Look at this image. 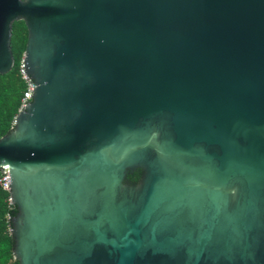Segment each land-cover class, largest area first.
Returning a JSON list of instances; mask_svg holds the SVG:
<instances>
[{
    "label": "water",
    "instance_id": "water-1",
    "mask_svg": "<svg viewBox=\"0 0 264 264\" xmlns=\"http://www.w3.org/2000/svg\"><path fill=\"white\" fill-rule=\"evenodd\" d=\"M19 20L18 264H264V0H0V74Z\"/></svg>",
    "mask_w": 264,
    "mask_h": 264
},
{
    "label": "trees",
    "instance_id": "trees-1",
    "mask_svg": "<svg viewBox=\"0 0 264 264\" xmlns=\"http://www.w3.org/2000/svg\"><path fill=\"white\" fill-rule=\"evenodd\" d=\"M27 29L22 20L12 23L10 48L13 55V66L10 71L0 74V137L13 126V119L18 112L20 99L25 90L24 80L19 73V63L25 49ZM141 169L128 171L125 182L137 183L141 176ZM8 192L0 186V264H18L13 257V237L9 232L10 219L16 215L15 205H9Z\"/></svg>",
    "mask_w": 264,
    "mask_h": 264
},
{
    "label": "built area",
    "instance_id": "built-area-1",
    "mask_svg": "<svg viewBox=\"0 0 264 264\" xmlns=\"http://www.w3.org/2000/svg\"><path fill=\"white\" fill-rule=\"evenodd\" d=\"M19 73L21 75V78L24 80L25 83V90L23 92V95L20 99V105L18 107V111L22 110L26 104L31 100V95L33 93V89L35 88V84L32 83L31 79L26 76L24 71V55L22 54L20 63H19ZM15 118V117H14ZM14 123V119H13ZM0 186L3 190L8 192V204L13 205L11 202V197L9 195L10 191V183H9V174L7 167L5 165L0 166ZM8 220H11L9 216H7ZM9 232H11V228H9Z\"/></svg>",
    "mask_w": 264,
    "mask_h": 264
},
{
    "label": "clouds",
    "instance_id": "clouds-1",
    "mask_svg": "<svg viewBox=\"0 0 264 264\" xmlns=\"http://www.w3.org/2000/svg\"><path fill=\"white\" fill-rule=\"evenodd\" d=\"M23 54V53H22Z\"/></svg>",
    "mask_w": 264,
    "mask_h": 264
}]
</instances>
